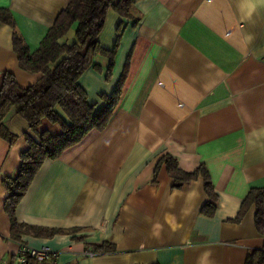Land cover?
<instances>
[{
	"label": "crops",
	"instance_id": "1",
	"mask_svg": "<svg viewBox=\"0 0 264 264\" xmlns=\"http://www.w3.org/2000/svg\"><path fill=\"white\" fill-rule=\"evenodd\" d=\"M67 4L0 0L31 53ZM13 32L0 21V74L26 88L41 75L19 66ZM99 40L116 47L111 75L110 59L97 55L100 70L79 82L98 111L125 73L119 102L103 131L44 162L17 207L19 224L62 232L20 242L50 247L70 264H245L264 247L255 206L235 221L249 191L264 188V0H139L129 18L109 10ZM7 126L16 140L0 137V260L20 249L3 180L17 174L31 134L19 115ZM39 129L62 133L46 119ZM165 155L188 173L207 168L213 216L203 213L213 201L202 177L175 188L165 165L155 176ZM102 244L115 251L83 257Z\"/></svg>",
	"mask_w": 264,
	"mask_h": 264
},
{
	"label": "trees",
	"instance_id": "2",
	"mask_svg": "<svg viewBox=\"0 0 264 264\" xmlns=\"http://www.w3.org/2000/svg\"><path fill=\"white\" fill-rule=\"evenodd\" d=\"M40 47L31 53L22 35L16 30L12 13L0 8V21L11 26L13 48L21 69L40 74V79L29 87H21L15 75L9 71L0 74V137L13 144L16 136L7 126L10 115L21 116L29 124L30 133L25 134L28 148L21 154V165L16 175L6 177L3 186L8 193L5 211L11 220V239L20 242L22 234L54 235L62 232L56 229H41L21 225L16 218L17 207L28 191L32 181L47 160L58 159L65 150L79 144L93 130L103 131L109 124L119 102L125 73L112 95H102L104 106L96 111L89 103L87 92L81 87L80 79L94 64V57L103 55L110 59L109 74L114 67L113 51L101 46L99 37L109 10H115L123 17H130L133 5L139 0H67ZM74 34L73 40L69 36ZM120 39L117 38L116 46ZM128 65V63H127ZM127 68V66H126ZM59 124L62 133L53 135L40 131L43 120ZM165 165L174 179V187L181 188L187 183L203 178L205 190L211 201L203 208V213L213 216L216 211L217 196L205 166L188 173L179 168L177 159L163 156L155 172ZM156 181V180H155ZM256 207L255 224L264 236V188H252L244 199L235 219L239 222L251 207ZM113 245L102 244L95 247L96 253L114 252ZM245 264H264V247L248 253Z\"/></svg>",
	"mask_w": 264,
	"mask_h": 264
},
{
	"label": "built area",
	"instance_id": "3",
	"mask_svg": "<svg viewBox=\"0 0 264 264\" xmlns=\"http://www.w3.org/2000/svg\"><path fill=\"white\" fill-rule=\"evenodd\" d=\"M98 253L87 251L83 257H95ZM58 253L50 247L42 246L40 248L31 247L27 244H20V249L12 257L0 260V264H70L60 263Z\"/></svg>",
	"mask_w": 264,
	"mask_h": 264
},
{
	"label": "rangeland",
	"instance_id": "4",
	"mask_svg": "<svg viewBox=\"0 0 264 264\" xmlns=\"http://www.w3.org/2000/svg\"><path fill=\"white\" fill-rule=\"evenodd\" d=\"M118 45H119V43H118ZM115 57H116V52H115V54H114V61H115ZM126 65H127V60H126V62H125V68H126Z\"/></svg>",
	"mask_w": 264,
	"mask_h": 264
}]
</instances>
